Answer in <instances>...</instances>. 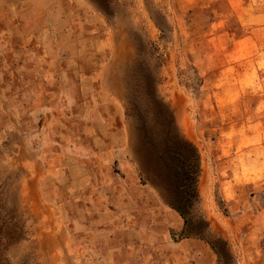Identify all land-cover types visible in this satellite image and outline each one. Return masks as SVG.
I'll return each instance as SVG.
<instances>
[{"label": "rangeland", "instance_id": "rangeland-1", "mask_svg": "<svg viewBox=\"0 0 264 264\" xmlns=\"http://www.w3.org/2000/svg\"><path fill=\"white\" fill-rule=\"evenodd\" d=\"M25 1L30 67L0 57V264H191L190 237L264 264V0Z\"/></svg>", "mask_w": 264, "mask_h": 264}, {"label": "crops", "instance_id": "crops-1", "mask_svg": "<svg viewBox=\"0 0 264 264\" xmlns=\"http://www.w3.org/2000/svg\"><path fill=\"white\" fill-rule=\"evenodd\" d=\"M26 3L25 0H0V57L2 59L8 57V60L11 62L21 61L23 64L22 68L29 69L32 59L29 56L31 47H29V43L26 40L29 31H26L24 28V21L26 20ZM11 67L12 66H10V68ZM10 95L6 96L4 89L2 95L0 94V103H8V107H6L9 112L11 111L9 104ZM170 214L174 216V218L175 214L178 216V212L176 213L174 210L170 211ZM192 245H200L202 247L200 255L196 256L197 259L191 261V264H209V245L203 244L201 239L196 237L185 238L178 246H187L184 252L188 253V248L192 250ZM191 257L194 259L195 255H191ZM198 258H200V263H198Z\"/></svg>", "mask_w": 264, "mask_h": 264}, {"label": "trees", "instance_id": "trees-1", "mask_svg": "<svg viewBox=\"0 0 264 264\" xmlns=\"http://www.w3.org/2000/svg\"><path fill=\"white\" fill-rule=\"evenodd\" d=\"M195 160H196V155H195ZM184 165H185L184 172L193 174V177L190 178L187 191L185 193H176L172 195L170 197L169 203L173 209H175L180 215H182L185 218L189 210L191 209L194 200L197 197V190H196V177H195L196 169H194V165L191 166L190 163H187V159H185ZM185 222L188 223V220L186 219Z\"/></svg>", "mask_w": 264, "mask_h": 264}, {"label": "bare ground", "instance_id": "bare-ground-1", "mask_svg": "<svg viewBox=\"0 0 264 264\" xmlns=\"http://www.w3.org/2000/svg\"><path fill=\"white\" fill-rule=\"evenodd\" d=\"M117 62H119V58H118V60L115 59V61L110 65V67H113ZM117 75H118V73L115 76H117Z\"/></svg>", "mask_w": 264, "mask_h": 264}]
</instances>
